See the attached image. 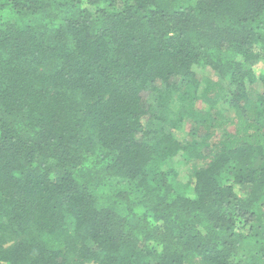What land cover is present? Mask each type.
<instances>
[{
    "label": "trees",
    "instance_id": "1",
    "mask_svg": "<svg viewBox=\"0 0 264 264\" xmlns=\"http://www.w3.org/2000/svg\"><path fill=\"white\" fill-rule=\"evenodd\" d=\"M0 264H264V0H0Z\"/></svg>",
    "mask_w": 264,
    "mask_h": 264
},
{
    "label": "rangeland",
    "instance_id": "2",
    "mask_svg": "<svg viewBox=\"0 0 264 264\" xmlns=\"http://www.w3.org/2000/svg\"><path fill=\"white\" fill-rule=\"evenodd\" d=\"M199 76L202 78L204 77V75L202 74V72H199ZM153 96L152 100H154V98L156 97V92H152L151 94ZM174 108H177L176 106L177 105H173ZM187 128V127H186ZM183 132H187V129H184L182 131V129L180 130H176L175 134L182 139V136H183ZM203 165V162L202 161H193L191 164L189 165H183L180 167L179 169V179H182L184 181H187L188 179H190V173L193 171L194 167L196 166H202ZM237 228L239 229L240 227L237 226ZM248 230V229H247Z\"/></svg>",
    "mask_w": 264,
    "mask_h": 264
}]
</instances>
